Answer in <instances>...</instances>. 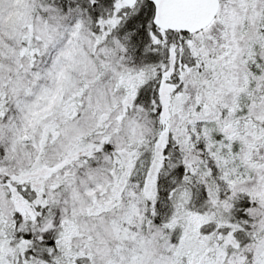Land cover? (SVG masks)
<instances>
[{"label":"snow or ice","instance_id":"snow-or-ice-1","mask_svg":"<svg viewBox=\"0 0 264 264\" xmlns=\"http://www.w3.org/2000/svg\"><path fill=\"white\" fill-rule=\"evenodd\" d=\"M0 264H264V0H0Z\"/></svg>","mask_w":264,"mask_h":264}]
</instances>
